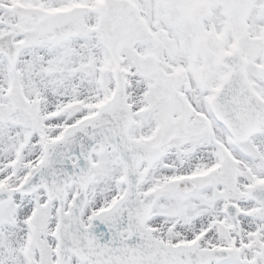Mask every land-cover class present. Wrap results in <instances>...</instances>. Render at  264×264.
Listing matches in <instances>:
<instances>
[{"label": "snow or ice", "instance_id": "obj_1", "mask_svg": "<svg viewBox=\"0 0 264 264\" xmlns=\"http://www.w3.org/2000/svg\"><path fill=\"white\" fill-rule=\"evenodd\" d=\"M0 264H264V0H0Z\"/></svg>", "mask_w": 264, "mask_h": 264}]
</instances>
